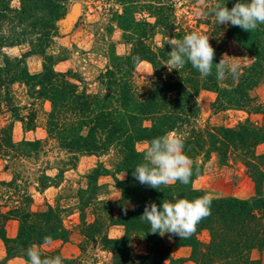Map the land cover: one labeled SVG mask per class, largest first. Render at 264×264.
<instances>
[{"label":"trees","instance_id":"16d2710c","mask_svg":"<svg viewBox=\"0 0 264 264\" xmlns=\"http://www.w3.org/2000/svg\"><path fill=\"white\" fill-rule=\"evenodd\" d=\"M11 1L0 0V47L22 42L14 40L7 44L1 39V25L8 19L31 20V29L40 27L41 34L29 51L20 56H4L0 63V112L1 105L11 112L10 121L0 124V157L12 168L11 178L0 180V238L5 246V258L0 264H8L14 257L28 264L30 246L40 249L47 242L70 238L71 231L63 224L60 209L47 202L34 208L32 193L28 190L30 182L16 169L23 160L44 150L50 141L67 158L53 167L56 172L52 175L45 168L39 170L34 181L36 190L58 184L66 168L75 166L81 154L101 155L113 151L115 160L111 162L114 171L100 162L96 164L86 175L85 188L79 189L80 253L65 259L58 251L40 249L42 258L59 255L62 264H85L93 251L99 249L109 254L107 264H182L185 258L175 257L163 235L150 232V224L140 216L145 205L151 202L159 208L163 201L174 198L193 200L204 196L205 190L196 188L193 180L200 175L205 160L215 155L222 164L234 160L243 166L252 181L253 195L212 197L211 214L199 222L192 236L181 239L176 234L167 235L174 246L189 247L186 260L194 264H258V260L251 258V252H264V152L256 151L264 143V124L255 125L247 118L233 127H201L196 119L200 113L197 95L202 90L215 94L212 108L261 110L262 104L256 102L252 91L264 78V24L254 31H245L230 23L219 25L211 9L217 3L226 4L230 9L237 0H213L205 20V24L217 28L209 37L215 52L213 63L221 59L222 44L215 38L219 30L225 31L224 40L235 41L252 60L240 67L235 78L227 74L224 79H217L215 64L212 74L202 78L190 63L171 71L165 65L171 51V45L165 41L183 39L195 31L178 19L174 0H119L123 13L117 16V24L129 48L122 54L115 51L109 54L108 66L97 76L100 89L90 92L76 83L69 71L54 68L63 58L46 53L58 33L56 21L67 12L68 0H18V8H12ZM140 12L152 20L137 19L136 14ZM30 53L43 56L39 72L28 70L25 58ZM142 61L150 65L151 75L146 85L138 86L135 68ZM14 83L26 87L31 106L34 101L49 103L43 116L45 138L13 140L14 121L20 122L24 131L37 126L35 110L24 114L21 107L10 106L9 91ZM171 132L184 138V152L193 161L189 183L177 181L161 185L160 189L140 184L133 172L143 162L144 149L138 150L136 144L145 142L148 146L153 138ZM113 172L126 173L124 179L114 176L120 198L113 201L99 198L98 177ZM124 207L128 208L126 214ZM11 219L18 223L13 237L6 234L5 228ZM114 225L123 227L119 237L108 235ZM202 231L207 232L206 241L200 238ZM48 237L50 241H46Z\"/></svg>","mask_w":264,"mask_h":264},{"label":"rangeland","instance_id":"374dc122","mask_svg":"<svg viewBox=\"0 0 264 264\" xmlns=\"http://www.w3.org/2000/svg\"><path fill=\"white\" fill-rule=\"evenodd\" d=\"M175 11L178 19H182L193 30L210 37L211 33L217 31V28H211L205 24L207 9L213 4V0H204V6L201 0H174ZM77 4V5H76ZM76 5V10L74 6ZM12 8H18V0L10 2ZM123 13V4L119 0H68L67 12L56 21L58 33L53 37L52 44L46 49L47 54H52L55 58H63L58 61L54 68L58 71H69L73 74L74 81L80 86H84L90 92H96L100 89L97 76L104 71L109 64V54L115 51L122 54L128 51L129 45L122 40V31L117 24V16ZM137 19L146 18L152 20L145 12L136 14ZM30 21H20L19 18L8 19L1 25V39L6 40L7 44H12L14 40L22 42L15 45H6L0 47V63L4 56H20L31 49V44L35 43L41 29L38 27L32 30ZM220 33L217 42L222 44L223 55L230 62H236L240 67L247 65L252 57L233 40H224L225 31L219 30ZM159 39V35L155 37ZM28 70L31 73L39 72L43 65V56L40 54L30 53L25 58ZM151 67L146 61L137 64L135 68V80L138 86H144L149 82ZM256 102L262 104L258 112H248L242 109H215L212 108V102L215 94L211 91L202 90L197 95L200 106V113L196 122L199 126L205 125H222L233 127L238 123L249 119L255 125L264 124V78L260 84L252 91ZM10 106L21 107V112L26 114L29 110H35L37 116V126L34 130H22L21 123L14 121L12 125V138L14 141L21 139L45 138L43 126L44 112L49 109V103L44 101H34L30 105L31 99L27 95L26 87L23 84L14 83L10 86L9 91ZM25 106V108H23ZM0 124H6L10 121L11 112L7 107L1 105ZM177 133V132H171ZM145 142L136 144L138 150L146 148ZM257 152H264V143L256 147ZM67 155L59 152L53 147V142H47L44 150L39 152L35 157L25 159L16 166L20 175L28 182L29 192L32 193L34 208H40L44 203L57 206L60 209V215L63 224L71 231L68 241L53 240L40 246L45 252L58 251L63 258H73L80 253L78 248L79 237L77 234V224L79 222V199L78 192L80 188L86 186V175L89 174L93 167L99 162L106 168L114 171L111 162L115 160L113 151L106 154H81L72 168L67 167L63 172L62 179L56 185L49 186L43 190L35 189V179L39 170L46 169V173L54 174L57 167L65 160ZM201 158L198 159L200 162ZM215 155H211L203 163V168L194 180L193 185L196 188L204 189L206 194L211 197H220L233 195L241 198H247L253 195V184L250 177L245 172L243 166L238 161H229L222 164ZM11 166L0 157V180L11 178ZM114 176L121 179L126 177L125 172H113V174L100 175L97 183L101 185L98 196L106 200H117L120 198V189L114 181ZM89 212V210L87 211ZM90 215V214H89ZM92 218V217H90ZM17 221L9 220L6 223V234L13 237L17 231ZM123 233V227L119 225L111 226L108 230L110 237H119ZM203 241L208 239L206 231L200 233ZM164 242L171 246L172 254L175 256H184L183 251H176V246L172 240L163 234ZM91 258L86 259L85 264H107L109 254L105 251L96 249ZM184 256L186 258L189 256ZM5 258V246L0 238V261ZM251 258L258 260V264H264V252L259 253L254 250L251 252ZM188 260V259H187ZM191 261V260H190ZM8 264H24L20 257H14L8 260Z\"/></svg>","mask_w":264,"mask_h":264},{"label":"clouds","instance_id":"9594fccd","mask_svg":"<svg viewBox=\"0 0 264 264\" xmlns=\"http://www.w3.org/2000/svg\"><path fill=\"white\" fill-rule=\"evenodd\" d=\"M201 5L204 6V0H201ZM211 14L219 25L230 23L245 31H254L264 24V0H237L230 9L226 4L217 3L211 9ZM165 42L171 45L169 60L165 63L169 71L179 70L190 63L202 78H206L212 74L215 64L217 79H224L227 74L235 78L239 74L240 65L227 60L226 57H230L227 54L218 63H213L215 52L207 35L193 31L184 35L183 39L169 38ZM192 168L193 161L184 152V138L177 133H167L149 142L144 149L143 162L134 168L133 176L142 185L160 189L161 185L167 186L177 181L188 184ZM211 202L212 197L208 194L193 200L174 198L172 201H163L159 208L155 202H151L145 205L140 217L150 224L152 233L176 234L186 239L195 233L199 222L211 214ZM122 210L126 214L128 208ZM50 239L48 237L46 241ZM27 257L28 264H62L59 255L42 258L36 245L27 249Z\"/></svg>","mask_w":264,"mask_h":264},{"label":"crops","instance_id":"0c3cea01","mask_svg":"<svg viewBox=\"0 0 264 264\" xmlns=\"http://www.w3.org/2000/svg\"><path fill=\"white\" fill-rule=\"evenodd\" d=\"M176 251H183V255L184 256H186V255H188V252L190 253V249H189V247H177L176 246V249H175ZM174 255V254H173ZM175 256V255H174ZM183 256V257H184ZM175 257H182V256H175ZM182 264H194L192 261H190V260H186V261H184Z\"/></svg>","mask_w":264,"mask_h":264},{"label":"water","instance_id":"95a60500","mask_svg":"<svg viewBox=\"0 0 264 264\" xmlns=\"http://www.w3.org/2000/svg\"><path fill=\"white\" fill-rule=\"evenodd\" d=\"M76 5H77V4H76ZM76 5L74 6L75 10H76V8H77Z\"/></svg>","mask_w":264,"mask_h":264}]
</instances>
